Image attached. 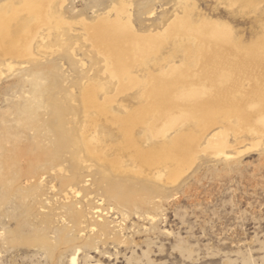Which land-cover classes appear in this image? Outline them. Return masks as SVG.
<instances>
[{
  "label": "rangeland",
  "instance_id": "374dc122",
  "mask_svg": "<svg viewBox=\"0 0 264 264\" xmlns=\"http://www.w3.org/2000/svg\"><path fill=\"white\" fill-rule=\"evenodd\" d=\"M21 1L23 0H0V6H20ZM61 1L45 0L46 6H50L53 12V17H57L54 19L58 25L53 24L51 36L42 44L46 49L40 48V50L38 48L39 43H37L34 45L37 50L34 49V51L35 54L39 53L40 65L57 64L56 72L61 77L60 89L72 88L73 95L76 96L73 106L76 105L74 108L77 111H74L75 117L73 118L77 122L74 127L78 128L82 124L87 125L88 123L90 127L96 126L97 137L92 142L94 152L87 153L85 147H82L84 146L83 142V145L79 143L80 151L78 150L77 155L80 152L81 155H78L77 158L83 155L80 157L82 160L78 158L73 162L77 169V178L82 179L79 184L80 187L78 186L80 189L79 197H83L86 190L91 193H89L90 196L86 197V200L84 199L85 201L80 203L81 206H78L82 209L81 223H83V225L80 224L78 230L74 227L71 229L70 224L66 225V223L59 222L57 217L55 218L56 212L51 211V207L54 209L57 203L54 198H50L46 192L48 190L44 189L47 196L41 198L42 201L39 202V199L34 201L32 198H28L25 191L14 186L10 163H14V167L18 170L26 167L24 158H12L17 154L15 151L26 146L25 138H31L29 136H32L33 132L26 130L25 134L17 135L21 132L20 121H17L14 113L11 112L13 106L22 105L23 101L22 98L17 99V95H13L7 90V87L10 89L15 87L16 83L13 82V74L4 70L2 75L4 79H0V86H3L0 87V100H2L0 101V117L3 119L4 115H8L11 121H4L0 118V178H2L0 183L7 182L5 184L9 188L4 193L0 186V201H2L0 204V264H72L73 256L75 264H264V134L254 133L250 129L247 132L246 129H242L235 133L237 130L236 121L232 118L228 123L222 112V115L217 116V125L205 132L204 127L199 125L195 117L191 116L192 118H190L186 113L180 112L179 115L183 116V120L179 124L181 126L170 131L165 141H169L167 145L170 147L172 137L177 130H180V134L184 135L185 138L187 137L190 144H197V147L189 163L183 168L177 180L173 181L168 180L167 174L158 177L157 171L161 170L160 166L150 165L137 153V149L143 151L157 150L162 140L155 139L156 141H154L149 131L145 130V124L132 122L127 125L125 123V117L128 114L141 112L146 106L147 100L142 96L144 84L147 82L145 72L150 73L152 78H160L167 72L169 73L171 67L172 69L176 67L174 69L176 74L186 76L185 74L188 72L193 77L201 66L198 49L202 44L194 39V32L188 30L172 37L163 31L170 21L173 22L175 14L182 17L184 11L188 13L192 27L201 26V22L205 21L207 24L215 23L229 30L234 43H239V49L242 52H247L248 49L264 43V0H128L131 6L126 7L131 13V23L133 27L135 26L134 30L138 31L137 34L140 33L141 36L145 35L146 32L147 34L148 32H151L152 35L155 34V43L158 44L160 41L158 44L159 51L157 44H154L155 51L153 50L151 54L149 52L148 55L145 54L143 58L142 56L136 58L137 70L136 68L132 70V74L137 77V80L127 87L128 90L125 89L121 95L114 99L115 103L104 104L103 112L91 109L84 111L82 104L81 93L84 84L90 85L97 91H100L101 85L105 84L106 89H108L107 97L110 98L113 96V89L109 83V74L102 64V57L96 53V49L92 47L90 42H84L86 38H84L85 32L81 24L83 21L95 22L99 16L110 10L113 4H119L121 0H63L62 3ZM60 6L63 7L60 8ZM110 16L113 18L114 14L112 13ZM196 19L200 22H196ZM62 21L65 23L60 24ZM61 35L64 37L61 38ZM60 41L70 44L72 48L75 47L76 59L80 60L79 64L73 67L63 64L62 58L65 47L63 48ZM41 51H44L45 54ZM41 55L45 58L41 59ZM167 63H169L168 66ZM191 63L192 65H189ZM143 64L147 65L145 69ZM30 67L32 66H25V68ZM83 72H87V76L90 77L94 75L91 79L88 77V81H82L80 78ZM188 74L187 76H189ZM63 84H66L67 87ZM77 84L81 86L79 87ZM246 84L249 87L250 82H243L245 89L247 88ZM61 96L56 95V98L60 100ZM234 96L241 99L243 95L237 93ZM98 102L101 103V99ZM77 114L79 115L77 116ZM153 114L142 115V118L144 117L148 123ZM82 115L83 118L80 119ZM227 125H231V127L229 126L230 128L227 129ZM5 128L7 135L10 136L9 139L5 135L6 133L2 131ZM219 131L223 133V137H226L228 147L224 149L223 155H213L207 152L205 141L211 134ZM77 137L80 138V132L76 134V138L74 137L73 140L77 141ZM21 143L22 145H20ZM10 147L12 151H10ZM3 158L7 159L6 163ZM168 167V170H172L175 165L170 164ZM164 172L168 171L164 170ZM82 175L84 178L81 177ZM92 178L95 180L93 181ZM115 185L125 188L126 190H124L128 194H133L134 200L140 203L136 207L137 210L130 209V211L128 208L111 206L106 197L104 199V196H100L106 188H113ZM144 188H146L145 191ZM136 189L141 192L139 193L141 195ZM151 190L152 193L149 192ZM152 194L154 198H152ZM21 195L23 196L21 197ZM136 195L139 196L140 201ZM18 196L21 198L19 199ZM30 200L34 202L32 203ZM102 200L104 201L102 202ZM142 200L146 205H141ZM58 201L61 202L62 198ZM83 203L86 207L83 206ZM99 205L102 210H105L103 214H98L100 212ZM94 207L97 211L94 210ZM124 211L127 213L125 212V214ZM121 214L124 216L123 219L120 218ZM98 216H104V218H98ZM100 218L104 219L103 222L108 223L106 224L110 228L107 227L108 235L101 236L97 234V231H91V227L93 225L95 227L96 222H101L99 221ZM53 229L54 232H52ZM63 231L65 237L69 235L73 238L67 236L66 239H69V242L67 240L64 243H59L56 241V237L58 233ZM48 237L50 238L48 239ZM24 239L29 241V246ZM43 243L44 246H42Z\"/></svg>",
  "mask_w": 264,
  "mask_h": 264
},
{
  "label": "bare ground",
  "instance_id": "6f19581e",
  "mask_svg": "<svg viewBox=\"0 0 264 264\" xmlns=\"http://www.w3.org/2000/svg\"><path fill=\"white\" fill-rule=\"evenodd\" d=\"M129 3L130 1L128 0H121L119 4H113L111 9L108 10L105 14L99 16L98 19L95 20V22L87 23L85 21L86 22L85 23L83 21V24H81L85 32L84 38H86V40H84V42L85 41L90 42L92 47L96 49L97 51L96 53L102 57V60H101L102 64L105 67V71L109 74V77H110L109 83L111 84V88L113 89V96L110 98V97H107L108 89H106L105 84L101 85L100 91H97V89L91 87L90 85L88 84L82 85V82H80V84L83 86L81 97H82V104L84 107V111L91 109L97 112H103L104 104L115 103L114 99L117 98L119 95H121V93L125 89L128 90L129 88L127 89V87L135 83V81L137 80V77L132 74L133 72L132 70H135L136 64L138 63V62L136 63V58L141 57V56L143 58L145 54L148 55L149 52L151 54V52L155 49L154 44H157L155 43L156 42L155 34L152 35L151 32H148L147 34L146 32L144 33L145 35L141 36L140 33L137 34L138 31L136 32V30H134L135 26L133 27L131 23V18H132L131 13L126 7V6H131V4ZM19 5L20 6H0V79L3 78L2 75H3L4 70L5 72L7 71L8 73L13 74V82L16 83V86L12 87L11 89L10 87H7V90L12 92L13 95H17L18 97L17 99L22 98V101H23L22 105L18 104V105L13 106L12 112H11V113H14V115L17 118V121H20L21 132L18 133L17 135H22L23 133L25 134V131L29 130L33 132L32 134L33 137L29 136L31 138L29 139L25 138L26 146L24 145L25 147L23 149L21 150L18 149V151H15L17 152V154L15 156L13 155L14 157L12 159L17 158V157L24 158L26 161V167L25 166L24 168L18 167L19 168L18 170L17 168L14 167L13 165L14 163H10V168L12 170L11 174L13 178L12 183L14 184V186H18L19 188H21L22 191H25L27 193V197L32 198L34 201L39 199L40 200L39 202H41L42 201L41 198H43L44 196H47L45 193L48 192L50 198H54L57 203V204L54 203L57 205L54 209H52L51 207V211L53 210L56 212L55 218L57 217V219L60 220L59 222L66 223V225L70 224L71 229L73 227L78 229L80 227V224L83 225V223H81V219H82L81 210L82 209L81 207H78V206L80 205V203L83 202L84 199L86 200V197H88L89 193L91 192L90 191L88 192V190H86V192L84 191L85 193L83 192L84 193L83 197L81 198L79 197V194H80L79 184L82 182V179L77 178V175H78V174L76 175L77 169L75 167V163L73 164V162L75 159H78L83 156L82 155L77 158L78 155H81V152L80 154L77 155V153H79L78 150L80 151V148H79L80 145H78L79 143H81V145L84 144V146L82 147H85V150L87 151V153L94 152V147L92 146V142L96 140V137H97L96 126L94 125L90 127L88 126L89 125L88 123L87 125L82 124L78 128L74 127V125L77 123L75 122V119L73 118L75 117L74 111H76L75 110L76 108H74L76 107V105L73 106L76 100L74 99V97L76 96L73 95L74 92L72 91V88L68 86L70 89H63V90L62 88L60 89L61 77L58 76L56 72L57 64L52 63L50 65L49 64L40 65L39 59H38L39 53L35 54L34 49L37 50V48H34V45H37V43H39L38 48L44 49L42 44L45 43V40L51 36V31H53V24L55 23L56 25H58L57 24L58 22L54 19V18L57 19V17H53L54 16L52 14L53 12L51 11L50 6H46L45 0H23L20 2ZM62 7L63 6H60V8ZM112 13L114 14L113 18L110 16V14ZM188 15L189 14L186 13L185 11L183 12L182 17H179L178 15L175 14V17L173 16V22L171 23L170 21L171 24L168 23L165 29L163 27L164 29L163 31L168 33L169 35H172V37L174 35L183 34L187 32L188 30H191L192 32H194V37H195L194 39H196V41L201 42L202 44V46L199 47L198 49L199 50L198 52L200 55V62H201V66L199 67L198 71H196V74L193 77H191V74H188V72L187 73L185 72L186 76H183V74L182 75H178L179 73L176 74L174 70L176 69V67L174 69H172L171 67L170 72L169 73L167 72L166 75L164 76L162 75V77L160 78L159 77L152 78V75L150 73L145 72V74H147V82L146 84H144L145 88H144V92L142 96L146 98L147 100L146 106L143 109V111L141 110V112L139 111V112H135L134 114H128L125 117V123H127V125L131 124L132 122L134 124L135 123L145 124L146 125L145 130L149 131L150 135L154 138V141H156L155 139L162 140L161 145L157 150L151 149V150L143 151V150L137 149V153L144 161H146L150 165L160 166L161 170L157 171L158 177H162V175L167 174L168 180H173V181L177 180L183 168L191 160L192 154H194V151L197 147V144L194 145L195 143L190 144L187 140V137L185 138L184 135L180 134L181 132L180 130H177L176 132L174 131L175 135L171 139L172 141H171L170 147L167 145L169 141L168 142L165 141V139H167L168 137L167 134H169L170 131L174 130L175 128L177 129L178 126H181L179 124H181L183 120L182 119L183 116L179 115L180 112L186 113L190 118H192L191 116L195 117L198 120L199 125L204 127L205 132L209 131L211 128L217 125V121H216L217 116H219L222 112V114L224 113L223 116H225V118L228 120V123H230V120L232 118L236 121L235 122L233 120V122L237 124V130L235 131V133L237 131L240 132V130L242 129L244 130L246 129V132H247V130L250 129L254 133H259L261 135L264 134V43L260 44L259 46L252 47V48H250L251 47L250 46L249 47L250 49H248L247 52H242L239 49L240 46L238 47L239 43L237 44L234 43V40L231 37V33L229 32V30L223 27H220L215 23L207 24L205 21L201 22L200 24L201 26L192 27ZM195 21L200 22V20H197V19ZM63 22L64 21L60 22V24ZM56 29L59 30L60 28H56ZM62 37L64 36L61 35V38ZM164 37L166 38L168 36H164ZM60 42L63 48L65 47L64 56L62 58L63 64L65 63L69 65L70 67H73L79 64L80 60L76 59L77 53H76L75 47L72 48L70 44H66L63 41H60ZM158 44H157V48L159 46ZM158 51H159V48H158ZM50 52L52 53V51ZM51 53L50 55H52ZM40 58L44 59L45 57L42 56ZM83 64H82V67L84 66ZM168 64L169 63H167V66ZM26 65L28 66L30 65L32 67L25 68ZM189 65H192V63ZM146 66L147 65L143 66L144 69ZM163 68L165 69V67ZM187 74L189 76H187ZM87 75H88L87 72H83L82 77L80 79L82 81L83 80L88 81L89 80L88 77L90 76H87ZM192 75H193V72H192ZM245 81L250 82L249 87L247 86L248 83L246 84L247 86L246 89L243 86V82ZM0 87H3V86H0ZM76 90L78 91V89ZM237 93H241L243 95L241 99H238L234 96ZM56 95H59V96L62 95L60 97V100L56 98ZM100 99H101V103L98 102ZM148 113H151V114L154 113L159 116H156L153 114L154 116L152 115L151 119L147 123V121H145L146 119L144 117L142 118V115H146ZM78 115L79 114H77V116ZM42 116H45V117H42ZM82 118H83V115L80 119ZM3 119L4 121H11L8 115H4ZM229 126L231 127V125H227V129ZM233 127H236V126H233ZM2 131L6 133L5 135H7L6 128ZM79 132H80V138L77 137L79 141L78 140L74 141L73 138L74 137L76 138V134H78ZM146 134L147 133L145 132V135ZM7 138L9 139L10 136L7 135ZM4 142L6 143L7 141L5 140ZM205 144H206L207 152L213 155H223L224 149L228 147L227 139L226 137H223V133L220 131L211 134L206 139ZM16 145L18 146V144ZM20 145H22V143ZM83 150L84 149L82 148V151ZM10 151H12L11 147H10ZM6 160L7 159H5L4 162ZM19 162L18 164L21 163ZM170 164H174L175 168H173L172 170L170 169L168 170L169 168L168 166H170ZM85 168L87 169L86 166ZM164 170L168 172H164ZM85 171H88V170H85ZM89 174L91 175V172ZM81 177H83V175ZM92 179L93 181L95 180L94 178ZM3 182L0 183V186L3 188V190L2 189L1 190L4 193H6L9 188L8 186L6 187L7 182H5L6 184ZM122 187H120L119 185H115L113 188L109 187V188H106V190L103 189L104 191L102 194H100V196H104V199L106 197L108 199L106 200L110 201L109 205L111 204V206L116 205L119 208L121 207V208H128L129 210L130 209L137 210L138 208L136 207L140 203H137L136 200H134L135 197L132 196L133 194H128L127 191H125L126 189L124 188L125 189L124 190ZM44 189L48 191L44 193ZM99 189L101 190V188ZM145 189L146 188H144V191ZM144 191L142 190V192ZM149 192L152 193V190ZM139 193L141 192H138V194ZM22 196L23 195H21V197ZM21 197L18 196L19 199ZM138 197L139 196H137V198ZM7 198H8V195H7ZM61 198H62V201L59 202L58 199L60 200ZM150 198H151V195H150ZM152 198H154V195ZM143 199L145 200V198ZM33 200L32 201L30 200V201L33 203L34 202ZM103 201L104 200H102V202ZM111 201L113 202V204ZM1 203L2 201H0V204ZM18 203L20 202L18 201ZM43 203L45 204V202ZM98 203L100 204V202ZM84 204L85 203H83V206H85ZM143 204L145 203H143V200H142L141 205L143 206ZM35 205L37 206V204ZM99 207L100 208L98 209H100V212L98 210L99 212L98 214H103L105 210H102L100 205ZM94 210L97 211L95 207H94ZM20 211L22 212V210ZM125 212L126 211H124V213ZM51 213L54 214V212H51ZM99 217L101 216H98V218ZM122 217L124 218V216H122L121 214L120 218ZM101 218H104V216ZM101 218L99 219V221H101L102 223L96 222L95 227H93L94 225L90 227H91V231L95 230L97 231V234H100L101 236H105L108 233L107 227L109 228V226H107L106 224L108 223L103 222L104 219H101ZM48 224H50V222ZM63 225L65 226V224ZM49 226L50 225H48V228H50ZM63 228L65 229L66 227H63ZM46 231H49V229H46ZM50 232H46V233H50ZM52 232H54V229ZM67 236L69 235H66V237ZM31 237H34V236H31ZM66 237L64 235V231L60 232L58 233V236L56 237L57 238L56 241H58L59 243H64L68 240L69 242V239H66ZM71 237L69 236V238ZM49 238L50 237H48V239ZM26 240L24 239V241L28 245L29 241H26ZM35 242L37 241L35 240ZM35 242L33 241V244ZM36 244L38 245V243ZM42 246H44V243ZM72 258L73 259L71 260V263L75 264L74 256Z\"/></svg>",
  "mask_w": 264,
  "mask_h": 264
}]
</instances>
